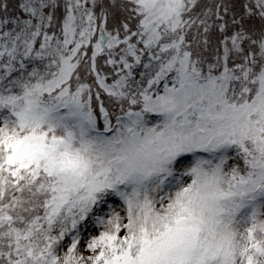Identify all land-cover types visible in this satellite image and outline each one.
I'll return each instance as SVG.
<instances>
[{"label": "snow or ice", "instance_id": "snow-or-ice-1", "mask_svg": "<svg viewBox=\"0 0 264 264\" xmlns=\"http://www.w3.org/2000/svg\"><path fill=\"white\" fill-rule=\"evenodd\" d=\"M0 264H264V0H0Z\"/></svg>", "mask_w": 264, "mask_h": 264}, {"label": "rangeland", "instance_id": "rangeland-1", "mask_svg": "<svg viewBox=\"0 0 264 264\" xmlns=\"http://www.w3.org/2000/svg\"><path fill=\"white\" fill-rule=\"evenodd\" d=\"M102 230V227L94 225L91 221H89L87 222L86 226L82 228V234L85 238H87L89 235H98Z\"/></svg>", "mask_w": 264, "mask_h": 264}]
</instances>
